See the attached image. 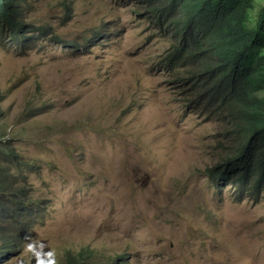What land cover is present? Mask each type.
<instances>
[{
  "label": "rangeland",
  "instance_id": "rangeland-1",
  "mask_svg": "<svg viewBox=\"0 0 264 264\" xmlns=\"http://www.w3.org/2000/svg\"><path fill=\"white\" fill-rule=\"evenodd\" d=\"M144 6L38 0L26 14L45 34L0 33V165L43 210L0 264L67 250L95 255L83 264H264V199L209 171L234 154L229 123L187 105L191 82L160 63L171 41Z\"/></svg>",
  "mask_w": 264,
  "mask_h": 264
},
{
  "label": "trees",
  "instance_id": "trees-1",
  "mask_svg": "<svg viewBox=\"0 0 264 264\" xmlns=\"http://www.w3.org/2000/svg\"><path fill=\"white\" fill-rule=\"evenodd\" d=\"M25 1L0 0V33L22 43L34 37L28 34L33 28L22 8ZM143 1L152 33L171 41L161 63L169 70L180 69L177 80L182 84L191 82L187 105L229 123L234 154L209 169L211 178L229 184L236 199H264V0ZM48 29L40 27L42 34ZM101 35L93 33L95 39ZM3 157L7 159L6 152ZM8 179L12 174L0 165V263L5 254L14 255L15 239L43 211L24 188H8ZM89 256L95 255L67 250L54 264H83ZM125 263L126 256L120 254L99 262Z\"/></svg>",
  "mask_w": 264,
  "mask_h": 264
},
{
  "label": "clouds",
  "instance_id": "clouds-1",
  "mask_svg": "<svg viewBox=\"0 0 264 264\" xmlns=\"http://www.w3.org/2000/svg\"><path fill=\"white\" fill-rule=\"evenodd\" d=\"M38 0H31V1H29L28 2V0H26L25 2H28V3H30V4H28L27 5V8H25V13L27 12V11H30V8H28V6H32V4H35L36 5V2H37ZM25 2H24V6L26 5L25 4ZM62 4H66V3H64L63 1H62ZM24 6H22V8H24ZM145 7V6H144ZM65 9V13H67L69 16H71L72 15V10H73V5H70V4H66V8H64ZM26 16H27V14H26ZM28 19H29V17H28ZM30 21V20H29ZM32 22V21H31ZM33 23V22H32ZM32 25V28H33V31H31L32 33L35 31V29L36 28H39L37 31H41L40 30V26H36V28L33 26V24H31ZM38 33V32H37ZM36 33V34H37ZM160 63H161V61H160ZM162 64V63H161ZM163 65V64H162ZM164 66V65H163ZM0 101H1V99H0ZM6 154H7V152H6ZM0 161H6L9 165H11L8 161H7V159H5L4 157H3V152H1L0 151ZM15 240H17V239H15ZM29 248L31 249L32 248V245H29ZM10 254V253H9ZM8 254V255H9ZM8 255H4L3 256V258H5V257H7ZM38 255L39 254H37V257H38ZM47 256H49V257H52L53 256V253L52 252H48L47 253ZM36 264H54V260L53 259H49V260H47V261H42V260H40L39 258H37L36 259Z\"/></svg>",
  "mask_w": 264,
  "mask_h": 264
}]
</instances>
